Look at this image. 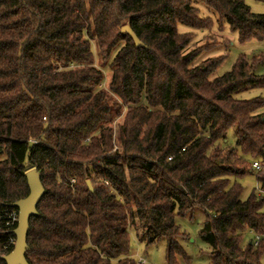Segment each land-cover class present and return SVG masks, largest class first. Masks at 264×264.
I'll list each match as a JSON object with an SVG mask.
<instances>
[{
	"label": "trees",
	"instance_id": "16d2710c",
	"mask_svg": "<svg viewBox=\"0 0 264 264\" xmlns=\"http://www.w3.org/2000/svg\"><path fill=\"white\" fill-rule=\"evenodd\" d=\"M195 3L239 42L264 40V15L243 0H0V215L28 195L29 170L45 190L28 264H135L131 228L147 246L165 240L177 264L175 219L197 209L210 264H261L264 169L251 166L264 165V97L235 95L264 89V54L213 80L221 58L191 66L200 49L187 51L195 35L177 26L212 27ZM125 22L146 48L120 32ZM251 173L258 194L241 200L237 179Z\"/></svg>",
	"mask_w": 264,
	"mask_h": 264
},
{
	"label": "rangeland",
	"instance_id": "374dc122",
	"mask_svg": "<svg viewBox=\"0 0 264 264\" xmlns=\"http://www.w3.org/2000/svg\"><path fill=\"white\" fill-rule=\"evenodd\" d=\"M253 14L264 15V2L256 0H243ZM199 9L200 16L210 18L212 20V27L204 29L203 31L192 30L183 25H178V32H192L194 39L192 46L188 48L189 52H199L191 61V66H196L202 61L207 59L221 58L218 67L210 73L209 79L221 77L231 71L236 59L242 55L247 60L252 59L259 54H264V40H251L244 43L239 42L236 33L231 32L225 22H221L213 10L208 9L206 6L195 3ZM128 24L123 23L122 26ZM217 43V44H216ZM114 54L112 55V57ZM96 65H100V61H95ZM104 74V82L101 88H106L111 77V70L108 67L102 68ZM257 75H264V65H260L255 70ZM237 99H251L254 97H264V89H250L240 94H236ZM234 132L230 130L227 133L225 145L234 147ZM237 182L242 187L240 195L241 200H246L252 192L258 194V184L256 182L255 173L245 176L244 178L237 179ZM264 197V195H262ZM264 212V203L263 208ZM205 215L201 210H195L192 216L188 215L183 218H176V224L179 226L180 231L185 234V238L179 241L180 246L185 254V259L176 256L177 264H210L209 261V248L205 242L199 238V230L204 222ZM251 239L248 232L243 233V245ZM130 240V257L136 261L142 258L146 264H166V251L167 243L165 240L157 241L154 244L146 245L140 241L137 232L131 228L129 230ZM261 264H264V255L261 258Z\"/></svg>",
	"mask_w": 264,
	"mask_h": 264
},
{
	"label": "water",
	"instance_id": "95a60500",
	"mask_svg": "<svg viewBox=\"0 0 264 264\" xmlns=\"http://www.w3.org/2000/svg\"><path fill=\"white\" fill-rule=\"evenodd\" d=\"M122 34L128 35L136 48H146V46L137 38L134 32L126 24L120 28ZM26 182L28 187V195L10 205L18 211V219L16 228L13 231L15 236V244L7 255L2 256L1 260L5 264H28L25 259V252L29 249L27 245V234L29 231V220L31 217L38 216L37 205L45 194V190L41 184L39 173L36 169H31L26 173ZM86 185L92 191L89 181Z\"/></svg>",
	"mask_w": 264,
	"mask_h": 264
},
{
	"label": "built area",
	"instance_id": "2783aa9c",
	"mask_svg": "<svg viewBox=\"0 0 264 264\" xmlns=\"http://www.w3.org/2000/svg\"><path fill=\"white\" fill-rule=\"evenodd\" d=\"M251 169L253 172H259L264 169V165L258 161L252 163ZM70 184H74V180L70 181ZM18 211L16 209H11L6 211L3 215H0V235H5L7 237L6 244L7 246H14L15 236L13 234L14 229L17 225ZM260 241V237L256 236L254 241V246ZM135 264H146V261L142 258H138L135 261Z\"/></svg>",
	"mask_w": 264,
	"mask_h": 264
}]
</instances>
